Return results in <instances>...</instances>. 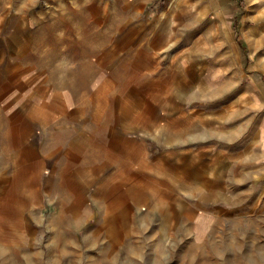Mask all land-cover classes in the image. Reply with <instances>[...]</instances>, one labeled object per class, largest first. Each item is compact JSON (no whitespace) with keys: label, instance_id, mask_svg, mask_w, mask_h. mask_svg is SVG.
<instances>
[{"label":"crops","instance_id":"0c3cea01","mask_svg":"<svg viewBox=\"0 0 264 264\" xmlns=\"http://www.w3.org/2000/svg\"><path fill=\"white\" fill-rule=\"evenodd\" d=\"M144 2L154 14H130ZM190 2L0 0V250L11 260L40 254L44 224L104 233L138 213L192 219L193 192L202 208L223 206L226 161L252 167L264 29L252 31V0L247 11L243 0ZM169 175L187 190L165 205L126 194ZM20 180L35 196L26 209L5 202Z\"/></svg>","mask_w":264,"mask_h":264},{"label":"rangeland","instance_id":"374dc122","mask_svg":"<svg viewBox=\"0 0 264 264\" xmlns=\"http://www.w3.org/2000/svg\"><path fill=\"white\" fill-rule=\"evenodd\" d=\"M161 1V4L174 5L181 1L191 3L190 0ZM249 4L248 0H243L242 9L247 11ZM147 5L146 2L135 5L130 14L135 17L144 14L143 17L147 18L155 10ZM84 10L87 12L88 9ZM117 14L119 10L114 16ZM259 28L264 29V0H252V31ZM261 46L252 50V79L264 82V46ZM260 134L264 138V127ZM225 163L224 177L219 178L228 193L223 206L217 207L215 203L210 208H202L198 191L193 192L192 219L185 215L172 218L168 213L155 214L151 218H140L138 213L135 219L132 216L124 222L120 219L125 223L123 235L126 243L123 246L119 242V245L114 244L113 240L112 244L103 231L88 243V231L67 229L55 233L44 224L38 235L43 264H264V143L252 147V167L241 162L232 168L227 161ZM213 169L210 168V178L216 179ZM167 177L136 184L133 188L138 193L136 197L143 194L153 206H161L167 202L161 195L166 197L173 191L183 193L187 190L184 183H175L171 175ZM20 182L23 180L13 188L18 185L24 192L28 187L21 186ZM5 202L6 205H17L16 196L14 201L7 198ZM114 231L121 239L120 227ZM8 252L4 248L0 264H26L27 260H11L14 254ZM29 257L32 258L31 264H37L33 259L35 254Z\"/></svg>","mask_w":264,"mask_h":264},{"label":"bare ground","instance_id":"6f19581e","mask_svg":"<svg viewBox=\"0 0 264 264\" xmlns=\"http://www.w3.org/2000/svg\"><path fill=\"white\" fill-rule=\"evenodd\" d=\"M37 73V72H36ZM42 75V74H41ZM29 78V77H28ZM37 86H39L38 84H37ZM74 89V88H73ZM47 90V89H46ZM79 91V90H78ZM84 97V96H83ZM140 98V97H139ZM59 109V108H58ZM61 111H62V109H61ZM11 115V114H10ZM15 119V118H14ZM13 119V120H14ZM10 123V122H9ZM10 125V124H9ZM70 153V152H69ZM65 155V154H64ZM72 156V155H71ZM98 158V157H97ZM78 159V158H77ZM76 159V160H77ZM97 160V159H96ZM78 161V160H77ZM64 168V167H63ZM103 168H104V166H103ZM26 185L28 188L27 189H25V191L24 192H22L21 191V189H22V187L20 188V187H18V185H17V188L16 189H14V191H13V194H12V196H11V194L8 196V200H10V201H14V199L15 198H13V196L15 197L16 196V203H17V205L19 206V207H21L22 209H26L29 205H31V204H29L31 201L30 200H32L31 199V197H35V196H32V193H31V185L29 184V182H28V180H24L23 182H20V185L21 186H23V185ZM220 189V188H219ZM115 190L116 191H120V188H115ZM116 191H114V192H116ZM119 194V193H118ZM126 194H130V196L132 197V194L134 195L133 197H135V200L139 203V204H146V203H148V204H151V202H150V200H148V199H145L144 197H143V194L142 195H140V196H138V197H136L137 195H138V193L135 191V189H131V190H127V192H126ZM11 196V197H10ZM161 197H164L165 198V196L164 195H161ZM160 206V205H159ZM156 207H158V206H156ZM62 212V211H61ZM61 212H60V214H61ZM84 215V214H83ZM26 218V217H25ZM110 219H111V217H109ZM110 219H108V220H110ZM113 219H115V217L113 218ZM114 221V220H113ZM110 222V221H109ZM34 224V223H33ZM74 225H76V228H79L80 226H78V224H79V221H76V222H74L73 223ZM112 224V223H111ZM114 225L113 226H110V227H108L107 228V230L104 232V234L107 236V237H109V239H110V242L112 243V240L114 241V244H118V242H119V244H120V246H123L125 243H126V241H125V237H124V235H123V228H122V225H117V224H115V222L113 223ZM70 225V224H69ZM68 225V226H69ZM116 227H120V231H121V234H120V237H121V239H119V237H118V234H117V232L116 231H114V229L116 228ZM30 230V229H29ZM55 230V229H54ZM31 232V231H30ZM56 232H60V231H56L55 230V233ZM61 232H63V231H61ZM99 229L98 230H95L94 232H92V233H89V235H87L86 236V238H87V240H88V243H91L92 242V239L94 238V237H98V235H99ZM3 233V230L1 231V234ZM27 233H28V231H27ZM106 237V238H107ZM120 240V241H119ZM63 242H65V241H63ZM66 243V242H65ZM97 243V242H96ZM113 244V243H112ZM118 244V245H119ZM71 245V244H70ZM60 250V249H59ZM73 251V250H72ZM258 252H260V251H258ZM4 253V248L2 247L1 248V250H0V258L2 259V254ZM25 254V253H24ZM42 256H43V254H37L36 255V257H38L39 259H41L42 258ZM60 257V256H59ZM4 259V258H3ZM26 259L28 260V262L26 263V264H31V262H32V258L31 257H29V256H26ZM43 259L44 258H42V261H43ZM249 260V259H248ZM42 261H40V263H42ZM250 261V260H249ZM248 261V262H249ZM1 262V261H0ZM56 262V261H55ZM251 262V261H250ZM54 263V262H53ZM253 263V262H252ZM7 264H10V263H7ZM22 264V263H21ZM55 264V263H54Z\"/></svg>","mask_w":264,"mask_h":264}]
</instances>
